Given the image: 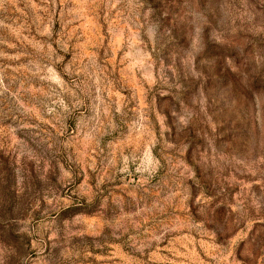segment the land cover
Masks as SVG:
<instances>
[{
  "label": "clouds",
  "instance_id": "clouds-1",
  "mask_svg": "<svg viewBox=\"0 0 264 264\" xmlns=\"http://www.w3.org/2000/svg\"><path fill=\"white\" fill-rule=\"evenodd\" d=\"M201 260L264 264V0H0V264Z\"/></svg>",
  "mask_w": 264,
  "mask_h": 264
},
{
  "label": "rangeland",
  "instance_id": "rangeland-1",
  "mask_svg": "<svg viewBox=\"0 0 264 264\" xmlns=\"http://www.w3.org/2000/svg\"><path fill=\"white\" fill-rule=\"evenodd\" d=\"M210 248H211V245L209 244V246H208V249H206V251H208L209 252V254H210ZM193 252L194 253H197L198 252V250H196V249H193ZM199 255H203V254H199ZM198 264H203V261L201 260V261H199L198 262Z\"/></svg>",
  "mask_w": 264,
  "mask_h": 264
}]
</instances>
